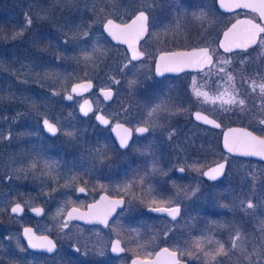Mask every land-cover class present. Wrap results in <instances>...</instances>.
Instances as JSON below:
<instances>
[{"label": "rangeland", "instance_id": "obj_1", "mask_svg": "<svg viewBox=\"0 0 264 264\" xmlns=\"http://www.w3.org/2000/svg\"><path fill=\"white\" fill-rule=\"evenodd\" d=\"M91 2L96 5L100 2L106 6L99 7L101 13L94 12L93 18L86 20L84 17L90 4H92ZM114 2L116 3L117 0H0V180L2 181L0 184V202H3L2 194L7 197L6 209L8 215H11V218L0 222V234L2 235L0 242L3 243L2 248H0L2 256L11 252L17 254L19 259L28 256L25 249L21 252L17 246L18 243L21 247L23 246L20 230H15V227L20 223H25L22 226L32 227L38 234L52 236L58 244L56 253L51 256H43L37 253L30 254L27 259L29 264H73L74 262L81 264L80 261L86 256L89 257L91 253L101 255V250L90 251L87 248L84 231L74 224L70 223L68 229H65L61 234H57V226L64 222L63 215L72 202L75 187L79 184L84 186L85 180L82 179V175L66 176V178L55 181H36L28 180V177L20 172L24 160L20 154L23 140H34L37 146L47 142L84 141L85 131L90 134L91 140L101 141L102 138L105 140L106 137L110 140L107 129L97 127L92 123L91 118L83 119L78 115L77 109L82 97L74 96L69 102L63 99V95L69 92L70 86L75 82L93 81L94 89L88 94V97L94 103L95 110H100L110 116L117 114L115 103L124 92L156 94L157 99L170 100L165 109L171 111L172 118L180 117V114L183 117H188L184 129L188 144L197 139H199V142L203 139L214 142L215 138H219L220 135L218 129L200 125L197 127L190 123L189 115L194 109L213 117L223 127L228 125L247 127L249 125L257 129L264 128L259 124L262 119L258 117V114L259 116L264 114L261 112L264 109L252 110L245 104L243 106L224 105L221 107L219 101L216 104L205 103L203 97L197 98L194 95V87H198L202 92H207L209 98H212L220 92H224L225 89L232 92L234 85L237 98L244 99L236 89L238 88L236 81L229 84L227 76L219 79L215 76V68H211V74H209L210 70L207 69L200 73L167 76L162 79H156L153 76V67L147 62L130 63L127 69L121 71L123 65L128 62H123V58L115 55L116 53L108 47V42L100 33V25L104 17L112 16L111 12L106 11L112 10V7L115 6ZM26 13L32 17L30 27L26 25ZM193 13L197 15L193 16ZM20 14H23V16H20ZM185 18L186 20L181 22V25L185 23L184 30L173 26L171 32L176 38L181 33V38L187 39L186 43L184 42L179 47L208 46L210 50H215V59L222 61H232L234 58L241 56V54H235L231 57H225L224 54L231 53H225L218 49L219 34L233 18L220 15L215 7L214 0H199V6H191L186 12ZM11 19L13 20L12 26H6L7 21ZM47 25L54 29L56 36L54 46L58 52L55 54L56 60L52 62L54 69H49L44 64L37 68L33 67L29 69V73L33 78L26 81L23 76L24 73L22 74L19 67L15 65V58H17L20 50L26 52L28 58L31 57L30 47L36 43L37 35L42 39L46 38L45 32L42 30L50 28ZM18 32H23V35L13 40L12 36ZM85 32H88V36H84ZM262 41H264V36L256 47L259 50L258 54L264 53V43ZM94 44L101 46V52L85 62L81 49H87L91 52ZM23 45L26 48L23 49ZM244 51L239 50L232 53ZM35 61L31 60V62ZM227 65L230 64L223 66L226 67ZM57 68L59 71H57ZM133 79L137 83L130 88L128 81ZM113 80L120 81V83L114 84ZM252 80L255 81V84L250 83L251 85L246 87V91L248 90L249 93L255 95V92L260 91L259 85L264 83V79L260 77L258 79L252 78ZM100 87L113 88V102L107 104L102 100L96 92L97 88ZM241 89L243 88L239 87V90ZM53 93H56V95H53ZM257 97L264 100V94L261 92ZM21 98H25V106L19 109H11L12 101ZM227 98L226 95L224 99ZM26 99H28L27 107ZM159 103L160 101L156 100L146 101L144 107V117L146 119L149 120L148 111ZM56 104L57 107L54 106ZM38 113L49 116L54 123L56 120L60 121L57 125L61 130L57 137L50 140L46 139L41 131V116ZM261 118L264 119V117ZM67 132H74L76 135L71 137L66 135ZM10 149L11 152H9ZM190 149L194 148L184 149L173 145L171 156L175 160L182 158L185 161V155L188 158L194 157L189 155ZM196 157L198 159L190 163H175L173 165V179L177 176L174 174L176 166L181 165L186 168L184 175L177 177L174 181L187 183L186 188L192 189V193L195 191V195L188 194L189 201H186L184 215L181 216L179 221L168 222L165 230H168L170 226L178 231L184 228V225L188 227L189 225L187 224V226L186 222H189V218H196L199 213L204 211L203 208H210V210L228 209L237 212L249 210L257 236L255 239H251L250 244L247 245L248 247L251 246V251L247 252L246 259L237 255L236 258H240L241 261L235 264H264V254H261L264 252V165L252 159L233 158L226 155L222 150L212 162L199 158V156ZM220 160L227 161L226 171L223 178L218 181L215 180V182L207 180L200 172L193 171L191 167H186L198 161L199 166H203L205 169ZM57 186L59 188H56ZM172 195H175L172 196V200L177 202L178 192L174 190ZM249 200L254 205L252 209L247 208ZM13 203H20L24 207L22 215L10 214L9 208ZM34 206L43 207L44 212L40 217L29 213L28 209ZM125 232L126 230L123 231V233ZM197 238L199 239V237ZM124 239L127 248L132 249V252L139 247L156 249L158 246L163 245L164 241H167L166 237H163L158 231L154 236L152 234L149 237L142 238L139 236L138 229L135 236L124 235ZM234 239H236L238 249L233 247L232 242ZM231 244L232 250L235 249V252L236 249L237 252H240L244 248L236 236L233 237ZM85 245L86 247H83ZM74 246L80 248V251L76 254L72 253ZM167 246L178 251L181 257L190 261L189 264H228L225 259L219 258L217 253L200 252L199 247L187 241L186 244L172 241ZM106 247H108L107 243ZM70 256L72 261L69 263ZM213 256L214 259H212ZM118 262L121 263L118 260L113 263L118 264ZM20 263L21 261L18 260L15 264ZM126 263V260H124L122 264Z\"/></svg>", "mask_w": 264, "mask_h": 264}, {"label": "flooded vegetation", "instance_id": "obj_2", "mask_svg": "<svg viewBox=\"0 0 264 264\" xmlns=\"http://www.w3.org/2000/svg\"><path fill=\"white\" fill-rule=\"evenodd\" d=\"M102 4L103 3L100 2L98 5L95 3L90 4L84 19L87 20L93 18L92 15L94 12L101 13L99 7L102 8L103 6H106ZM114 4L115 6L112 7V10L106 11L103 9L106 12H111L112 16L104 17V20L100 25V33L108 42V47L113 49L114 53H116L115 55L123 58V62H129L131 59L127 45L122 41L115 43L113 40H111L110 37L105 33L103 25L108 19H112L116 24L119 25L131 24L132 20L135 18V15L140 10H145L149 16L148 34H146L137 43L139 52L144 53V55L138 60L131 61V63L147 62L150 63L154 69L155 57L158 53L199 47V45H193L185 48L179 47L183 45L184 42L186 43L187 39H182L181 33H179L180 36L177 38L171 33L173 26H175L177 29L184 30L185 23L181 25V22L186 20V12L191 8V6H199V0H117V2H114ZM214 4L220 15L233 18L228 24H226L221 32L238 17H250L255 21H260L258 14L250 10H235L224 13L217 8L216 0H214ZM20 16H23V14H20ZM12 21V19L7 21L6 26L11 27L13 23ZM261 24L264 27V23L261 22ZM42 31L45 32L46 38H43V40L41 37H39L36 40V43L31 45L30 49L32 54L30 55L31 57H29L30 60L27 57L26 52H21V50L18 52L17 58H15V65L19 67V70L22 71V74L24 73L23 76L26 81L33 78L29 73V69L33 67L37 68L38 66L43 65L44 62L49 65L54 62V60H56L55 54L57 52L54 46L56 37L55 31L51 27ZM221 32L217 40V46ZM263 36L264 33L260 34L259 39L254 47L259 45V42ZM170 42L171 44L169 45ZM24 48H26L25 45H23V49ZM31 60L36 61L31 62ZM57 71H59L58 68ZM203 71H185L176 75H165L163 77H156L153 70L152 73L156 79H162L167 76H179L182 74L200 73ZM245 80L252 81V78H245L244 81ZM233 81H235V78ZM31 86L33 85L31 84ZM108 88L109 87H106L105 89ZM98 89L99 88H97L96 92L105 103L109 104L113 102V98L111 100H105L102 95L98 93ZM111 89L114 96V90L113 88ZM236 89L239 90V87ZM65 94L63 95V99L66 102L71 101L65 99ZM72 96H79L82 97V99L84 98V96L81 95L73 94ZM155 96L156 94H140L137 92L122 93L121 98L115 103L117 107L116 111L117 113H124L125 109L128 111L124 115H121L119 120L112 118L115 115L110 116L106 115L100 110H95V107L93 112L86 117H82L78 114L83 119L91 118L92 123L97 125V127L105 130L107 129L110 140H108L107 137L105 140L102 138L101 141L91 140L90 134H88L86 131V137L84 141L67 140L63 143L47 142L37 146L35 145L36 143L34 140H23L22 146L20 148V154L24 159L22 163V169H26V171L20 172H23L22 174L26 175L28 180L36 181H55L61 180L64 177L66 178V176L71 177L75 175H82V179L85 180L83 184L84 186L79 184L75 187L72 202L70 205H68L66 211L73 207L80 210H87L88 205L97 202L102 195H105L110 199H119L120 195L123 194L121 187L124 183L132 184L131 192L137 197H145L149 188H152L156 192L160 193L159 196L148 195L146 197V202L133 200L132 203H128L129 200H132V196L125 195V204L116 209V212L109 220L108 226L100 223H81L76 220L71 221V224L80 227V229L84 231L85 244L90 251L101 250L104 252L103 255H94L91 253L89 257L86 256L82 261H80L81 264H117L113 263L117 262V260L121 262H118V264H122L124 260H126V264H129L130 261L135 257H139V259H151L161 248H168L176 252L177 259L179 261H184L185 264H189L190 261L181 257L178 251L171 249L169 246H167V244H170L172 241L180 244H186L187 241L188 243L194 244L193 229L198 227L202 228L201 226L203 225L202 222L204 217L214 219V222L206 223V227H214L212 237L215 242L214 249L216 252L211 254L217 253L219 258L222 260L225 259L228 264H235L236 262L239 263L241 259L236 258V256L239 255L246 259L247 252L251 251V246L248 247L247 245L250 244L251 239H255L257 236V231L254 228L252 216L249 210L237 212L228 209L210 210V208H203L204 211L199 213L196 218H189V222H186V225H189H187L188 227L184 225V228H181L178 231L174 227L170 226L168 230H165L167 228L166 224H168V222L179 221L181 216L184 215L186 201H189L188 194L192 195V189L186 188L187 183H179L174 181V179L177 177H182L184 175L186 168L185 171L181 173L179 169L183 166H176L174 169V174L177 176H175L173 179V165L175 163H190L193 160L198 159L196 156L188 158L185 155V161L182 158L175 160V158L173 159L171 156V148L173 145L175 147L184 149L196 148L197 145H199V139L194 142L191 141L190 144H188L186 132L184 130L185 125L188 122V117H183V115L179 113L180 117L172 118L170 115L171 111L169 112L165 108L161 109L160 112L155 114L154 119L157 122V126L153 129L149 120L144 117V107L146 105V101H160V99H157ZM86 97H88V95ZM54 106L57 107V104ZM96 112L107 116L110 119V125H98L94 117ZM196 112H199V110H192L189 115V122L197 127H199V125L208 127L199 123V120H197L195 116ZM41 120V131L46 139L50 140L57 137L59 132L55 136H50L43 131ZM116 123H121L132 130L128 145L125 148H121L120 143L117 142L111 134L110 127ZM57 127L59 128L58 125ZM138 127H148L149 131L143 134L137 133L135 129ZM101 145L106 146L109 151L104 156H97L92 151V149L99 148ZM9 152H11V149ZM37 153H40L41 164L39 166V170L34 172L29 167V165L34 159H36ZM44 160L55 162V168L51 172L43 168ZM207 180L213 181L210 179ZM133 181L136 182L133 183ZM81 187L85 188L84 193H80L78 191V188ZM56 188H59V186ZM174 190L175 192H178L177 202L172 200V194L174 193ZM154 198L157 200L156 205H152ZM177 204H179L181 211L175 220L167 216V214L156 213L150 210V205L176 206ZM209 212H212V214H209ZM122 229L123 231L126 230V232L123 233ZM137 229L139 236L142 238L149 237L152 234L154 236L158 231L159 234H162L163 237H166L167 241H164L163 245L158 246L156 249L139 247L134 249L133 252L128 251L124 235L129 237L135 236ZM234 236H236V238L239 237L238 240L241 241V245L244 247L240 250V252H237L238 247H236V252L234 251L235 249L232 250L231 241ZM117 239H120L121 247L126 248L125 252L113 253L111 251L112 242ZM203 239V232L199 231L200 252H203ZM106 243L108 244V247H106ZM220 245H223L222 250L220 249ZM56 247L58 249L57 243ZM73 248L72 253L76 254L77 252L74 251ZM56 251L53 254H55ZM39 254L46 256L53 255H47L43 253ZM71 256L69 257V263L72 261L73 256ZM73 264L77 263L74 262Z\"/></svg>", "mask_w": 264, "mask_h": 264}, {"label": "snow or ice", "instance_id": "obj_3", "mask_svg": "<svg viewBox=\"0 0 264 264\" xmlns=\"http://www.w3.org/2000/svg\"><path fill=\"white\" fill-rule=\"evenodd\" d=\"M220 7L226 8L228 11H232L233 9L244 8L250 9L252 12L258 14L261 20H264V0H231V6L225 3V0H220ZM196 13H193V16H196ZM203 15V13H201ZM199 18V17H197ZM26 25L31 26L32 17L28 13L25 14ZM148 21L149 16L145 10H140L135 15V18L132 20L131 24H116L112 19H108L107 22L103 25L104 29L112 36L113 39L122 41L125 44H128L129 49H131V59L127 64L123 65V68L120 70L123 71L127 69L131 61L140 59L144 53L139 52L135 45L146 35L148 34ZM244 26L243 28L241 26ZM264 33V27L260 24H257L252 19L248 20H237L236 23L232 25L228 31L223 33V40L220 41L218 47L224 49L225 52H232L234 49H247L251 45L257 42V37ZM23 32L15 33L12 36V39L15 40L18 37L22 36ZM84 36H88V32L84 33ZM264 43V41H262ZM101 52L100 45H93L91 52L87 49H81V53L85 62L92 59L95 55ZM216 54L215 50H210L208 47L193 49L191 52H162L159 56V60L157 62L156 71L164 72V71H179L181 70V66H195L201 71L205 69H209V74H211V68H215V74L218 78L223 79L224 76H227V82L229 84L233 83V76L230 72H228L227 68L223 65L230 64L231 61H222L213 59ZM264 79V77H262ZM114 84H119L120 81L113 80ZM136 80H129V87L132 88L136 85ZM195 83V78H194ZM255 84V81H253ZM92 87L91 80L86 81L85 83L74 84L72 86L71 92L76 95H81L84 92L89 91ZM259 90L262 94H264V83L259 85ZM103 97L105 100H111L113 98V92L111 88L102 89L101 90ZM194 95L197 98L203 97L205 103L216 104L219 101L221 107L224 105H239L243 106L245 104L244 99H238L237 93L234 90L228 92L225 89L224 92H220L218 95L209 98L207 92H202L198 87H194L193 89ZM56 95V93H53ZM227 95V99L224 97ZM67 100H72L73 96L68 95L66 97ZM170 100H165L161 98L160 103L155 105L150 111H148L147 116L149 117V122L151 127L154 129L157 126V122L154 119L155 114L160 112L162 108H166ZM80 112L85 116L88 113L92 112L91 102L89 100H84V102L80 105ZM227 110V109H225ZM128 110L125 109L124 113H117L112 118L115 120H119L121 115H124ZM41 116L43 127L47 130L48 133H51L55 136L61 129L57 127V124L60 123L59 120H56L55 123L52 122V119L49 116L38 113ZM196 119L202 121L205 124L213 125L214 127H220V124L216 123L215 120L210 119L206 116H202L200 112L195 114ZM96 120L102 125H110V120L107 116L97 114ZM259 124L264 126V119L259 121ZM264 130V129H262ZM113 131L117 132V136L119 137V143L121 148H125L128 145L129 138L131 136L132 130L129 128H125L123 124L116 123ZM121 131L123 134H121ZM137 133H147L149 131L148 127H138L135 129ZM66 135L75 137L74 132H67ZM224 146L229 153H234L241 156H259L264 158V136H256L252 132H249L247 129H229V133L225 135ZM92 151L97 156H104L109 151V149L101 145L99 148L92 149ZM155 163V162H154ZM41 164L40 153L36 154V159L29 165V167L35 172L39 170V166ZM227 161L216 163L212 167H208L207 170H204L203 166H199V162H194L191 166L193 171L200 172L202 176L207 177L213 181L217 180L221 177L226 168ZM43 168L47 169L51 172L55 168V162H49L48 160L43 161ZM21 171H26V169H22ZM181 173L185 171V167H181L179 169ZM136 181H133L135 183ZM103 187V186H101ZM132 184L124 183L121 187L122 195H120L119 199H110L107 196H101L100 201H97L93 204L88 205L87 212H81L78 208L73 207L70 211L67 212V216L62 224H59L57 234H61L65 229H68L69 224L73 220H83L88 223H100L105 226L109 225V220L112 217L113 213L116 212V209L121 205L125 204V195L132 196V200H129L128 203H132L133 200H140L141 202H146V197L148 195L159 196L160 193L156 192L154 189L149 188L145 197H137L131 192ZM80 193L85 192V188L81 187L78 189ZM195 195V191L192 193ZM157 200L154 198L152 201V205H156ZM150 205V210L156 213H164L167 216L171 217L173 220L180 214V206L177 204L176 206H152ZM254 207L251 200L247 203V208L252 209ZM24 211V207L16 203L11 208V213L19 214ZM31 211L37 215L42 213V209L33 208ZM62 211V209H61ZM59 215V213H58ZM55 226V225H54ZM24 236L27 238L28 247L31 249H42L46 250L48 253H53L56 250V243L52 239H50L47 235L44 236H36L31 228L24 229ZM239 237H237L238 239ZM233 247L237 246L236 239L232 242ZM21 252L24 251V248L21 247L18 243L17 245ZM83 247H86L83 246ZM220 249H223V245H220ZM74 251L79 252L80 248H73ZM128 251H132V249H127ZM111 251L113 253H123L126 251L125 247H121L120 239H117L112 242ZM162 253L166 254L170 259L171 264H180V261L177 259L176 252H170L169 249L164 248L161 250ZM161 252L156 253L157 258L161 256ZM103 255V252L100 253ZM261 254H264L262 252ZM208 255V254H206ZM215 257L213 256L212 259ZM131 264H144L139 257H135L132 259Z\"/></svg>", "mask_w": 264, "mask_h": 264}, {"label": "trees", "instance_id": "obj_4", "mask_svg": "<svg viewBox=\"0 0 264 264\" xmlns=\"http://www.w3.org/2000/svg\"><path fill=\"white\" fill-rule=\"evenodd\" d=\"M39 38V35H37V39ZM257 47V46H256ZM254 47L251 48L249 50H245L244 52H240V53H231V54H224L225 57H231L234 56L235 54H241V56L239 58H234L230 65L226 66L228 72L231 73V75L235 78L236 84L238 87L243 88L241 90H238V92L241 94V96L244 98L245 100V104L247 107H249V109H264V100L260 99L259 97H257L260 93V91L255 92V95H253L252 93H249L248 90L246 91V87L250 86V83H253L252 81H244L245 78H260V77H264V53H257L259 50ZM56 52L57 49H55ZM54 50V51H55ZM44 55V54H43ZM216 60V59H215ZM45 61V60H44ZM51 63V62H50ZM45 66L49 69H54L53 63L52 64H46L44 62ZM49 66V67H48ZM216 76V75H215ZM220 79V78H219ZM32 99V98H30ZM24 100L25 98H21L20 100L16 99L13 100L12 104L10 105V108H14V109H19L24 107ZM27 101L28 99H26V107H27ZM34 103V102H32ZM262 113H264V111H261ZM36 116V115H35ZM259 119H263L261 117H264V114H258ZM250 129H252L253 131H255L256 133L260 134V135H264V129L263 127L260 128H255L253 126H247ZM214 141V140H213ZM220 145H219V138H215L214 142H211L210 140H206L203 139L201 142H199V145L197 146V148L194 149H190L189 151V155L191 156H199V158L205 159L209 162H212L214 158L217 157L218 153L220 152ZM234 158V157H233ZM262 165H264V163L260 162ZM2 183V181L0 180V184ZM3 202H0V222L2 220H7L9 218H11V215H8L7 213V200L5 196H3V194L1 195ZM209 214H212V212H209ZM207 222H214L213 218H207L204 217L203 218V225L201 226L202 228H194L193 229V238H194V245H196V247H199V239L197 237H199V231L203 232V245H202V251L203 252H209V253H214L216 252L214 247H215V242L213 240V229L214 227H206V223ZM25 223H20L15 227L16 231L20 230V227L22 225H24ZM1 234H0V239H1ZM222 237V236H221ZM220 237V238H221ZM21 242L22 239H21ZM3 243L0 242V248H2ZM22 247L27 251L28 256H26L23 259H19V257L17 256V254L15 253H9L6 254L4 256H2V251L0 250V264H15L16 261L20 260L21 263L20 264H29L27 262V259L30 257V254H34L36 252H32L30 250L27 249L25 243H22ZM39 254V253H37ZM42 255V254H39ZM44 256V255H43Z\"/></svg>", "mask_w": 264, "mask_h": 264}, {"label": "water", "instance_id": "obj_5", "mask_svg": "<svg viewBox=\"0 0 264 264\" xmlns=\"http://www.w3.org/2000/svg\"><path fill=\"white\" fill-rule=\"evenodd\" d=\"M225 3L228 4L229 6H231V0H225ZM216 6H217V8H218L221 12H224V13L232 12V11H235V10H250V9L238 8V9H233L232 11H228L226 8H221V7H220V0H216ZM250 11H251V10H250ZM248 19H252V18H250V17H238V18H236L235 20H233V21H232V22H231V23H230V24H229V25H228V26H227V27L221 32V36H220V39H219L218 45H219L220 41L223 40V38H224V37H223V33L226 32V31H228V29L231 28L232 25H233L234 23H236L237 20H248ZM252 20H254V19H252ZM106 22H107V21H106ZM106 22H105V23H106ZM254 22L257 23V24H260V25L263 27V25L261 24V22L264 23V20H261V19H260V21H255V20H254ZM241 27L243 28L244 26L242 25ZM103 28H104V27H103ZM104 30H105V29H104ZM105 33H106V34L110 37V39L113 40L115 43H118V42H119L118 40L113 39L112 36H111L106 30H105ZM259 36H260V35H259ZM259 36L257 37V41H258V39H259ZM256 43H257V42H256ZM256 43L253 44V45H251L249 48L254 47V46L256 45ZM126 45H127L128 49H129L128 44H126ZM135 47H136V49L138 50L137 44L135 45ZM204 47H206V46H199V47H194V48H190V49H178V50L168 51V52H191L193 49H199V48H204ZM249 48H247V49H249ZM219 49H220L221 51L225 52L224 49H222V48H219ZM239 50H246V49H234L232 52L239 51ZM138 51H139V50H138ZM232 52H225V53H232ZM161 53H162V52H161ZM161 53H158V54L156 55V57H155V62H154V69H153V72H154V75H155L156 77H163V76H165V75H176V74H179V73H182V72H185V71H201L200 69L196 68L195 66H181V70H179V71H164V72H159V73H158V72L156 71V68H157V62H158V60H159V56H160ZM129 54H130V57H131V54H132L131 49H129ZM213 59H214V57H213ZM86 81H88V80L78 81V82H76V83H74V84L85 83ZM91 82H92V81H91ZM74 84L71 85L69 92L65 94V99H66V97H67L68 95H73V93L71 92V89H72V86H73ZM93 87H94V85H93V83H92V87H91V89H89V91H87V92L82 93L81 96H82V95H87V94H89V93L92 91ZM102 89H105V88H99V89H98V93L101 94L102 97H103V94H102V92H101ZM105 90H106V89H105ZM75 95H76V94H75ZM103 98H104V97H103ZM66 100H67V99H66ZM84 100H89V101L91 102L92 112H93V109H94V106H93L92 101H91L88 97L85 96V97L82 99V101L80 102V104H79V106H78V109H77L78 114H79L80 116H82V117H86V116H85L83 113L80 112L79 108H80V105L84 102ZM92 112H90V113H92ZM90 113H88V115H89ZM196 113H197V112H196ZM200 113L202 114V116H206V117H208V118H210V119H213V120L216 121V123L220 124V122H218L216 119L212 118L211 116H209V115H207V114H205V113H202V112H200ZM97 114H101V113H99V112H96V113H95V115H94L95 120H96V115H97ZM88 115H87V116H88ZM101 115H103V114H101ZM109 120H110V119H109ZM96 122H97V124L100 125V126H107V125H102V124H100L97 120H96ZM53 123H54V122H53ZM199 123L204 124V125H206V126H208V127L214 128V129H220V128H221V124H220V127L217 128V127H214L213 125L205 124V123H203V122L200 121V120H199ZM41 125H42V129H43V131H44L46 134H49L50 136H53L51 133H48L47 130L43 127L42 120H41ZM115 125H116V124H114V125H112V126L110 127V131H111V134L113 135V138H114L117 142H119V137L117 136V132H116V131H113V129L115 128ZM124 127L127 128L125 125H124ZM229 129H247L249 132H252L254 135H256V136H258V137H259V136H263V135H259V134H257L256 132H254L253 130H251L250 128L245 127V126H241V125H229V126H226V127L222 128V130H221V134H220V139H219L220 148H221V150H222L225 154H227V155H229V156L237 157V158H242V159H252V160H257V161H261V162L264 163V158H261V157H259V156H241V155H237V154H234V153H229V152L227 151V149L225 148V146H224L225 135L229 133ZM121 134H123L122 131H121ZM223 161H224V160H220V161H218V162H216V163H220V162H223ZM216 163H214V164H212V165H210V166H208V167H212V166H214ZM208 167H206L204 170H207ZM224 173H225V172H224ZM223 175H224V174H223ZM223 175H222L221 177H219L218 179L222 178ZM205 178H207V177H205ZM207 179H209V178H207ZM218 179H217V180H218ZM210 180H211V179H210ZM78 189H79V188H78ZM102 196H105V195H102ZM100 197H101V196H100ZM98 201H100V198H99ZM15 204H16V203H13V204L10 206V208H9V212H10V214H12V215H17V216L22 215L23 212H22V213H19V214H13V213H11V208H12ZM19 204H20V203H19ZM33 208H40V209H42L43 211H42V213H41L40 215H37V214H35V213H33V212L31 211V209H33ZM71 209H72V208H71ZM71 209H68V210L64 213V215H63V220H65V218H66V216H67V212L70 211ZM79 210H80V209H79ZM28 211H29V213H30L31 215L36 216V217H40V216L43 214L44 209H43V207H41V206H34V207H30V208L28 209ZM80 211H81V212H87L88 209H87V210H80ZM114 213H115V212H114ZM114 213H113V215H114ZM113 215H112V216H113ZM76 221L81 222V223H88V222L83 221V220H76ZM25 228H31L32 231H33V233H34L36 236H44V235H47V234H38V233H36V232L34 231V229H33L32 227L27 226V225H26V226H23V227L20 229V237H21V239L23 240V242L25 243V245H26V247H27L28 250H30V251H32V252H38V253L47 254V255H51V254H53V253L56 251V250H55L53 253H48L46 250H42V249H31L30 247H28V241H27V238L24 236V229H25ZM47 236H48L50 239L53 240V238H52L51 236H49V235H47ZM53 241H54V240H53ZM111 247H112V245H111ZM56 249H57V247H56ZM162 249H164V248L159 249L156 253L161 252ZM167 249H168V248H167ZM169 251H170V252H174V251H172V250H170V249H169ZM156 253H155V255L153 256V258H151V259H140V260H141L142 262H144V264H171L170 259L167 257L166 254H164V253L161 252V256H160L159 258H157ZM131 261H132V260H131ZM131 261H130L129 264H131ZM180 264H185V262H184V261H180Z\"/></svg>", "mask_w": 264, "mask_h": 264}]
</instances>
